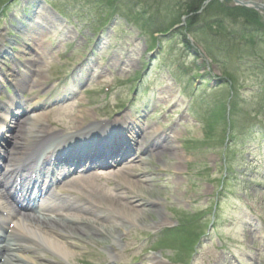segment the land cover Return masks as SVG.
Instances as JSON below:
<instances>
[{"label":"rangeland","instance_id":"obj_1","mask_svg":"<svg viewBox=\"0 0 264 264\" xmlns=\"http://www.w3.org/2000/svg\"><path fill=\"white\" fill-rule=\"evenodd\" d=\"M2 0H0L1 2ZM29 2H31L30 0H28ZM123 1V9L126 8L127 10H129V12L135 13L136 17L139 18V20H146L148 18H150L149 15H151L152 20L154 19L153 14L149 11L150 9L146 10L148 7H152V11H155L157 9H159V12L157 11V14H160L157 16V18H159L160 20L162 18H164L168 12L169 15L171 17H173L176 14L177 10H173L171 5L173 2L176 3H182V0H121V2ZM249 1H254V2H259V3H263L264 4V0H249ZM57 2L61 5H58L57 3L54 2H47L45 4L48 5V7H53L54 9V13H49L51 15H58L62 21L59 23L55 22V24H57V30H52L53 34H50L51 38H52V43L55 44V46L58 47L57 50V56L56 53H53L54 57L53 59L47 60L48 61V68L46 67V65L42 66L41 68H37L38 69V74L39 70L41 72V77L42 78H46L47 74H48V69L50 66H55L57 64V72L60 70H64L62 69V67H60L61 63H67L63 58H65L63 56L65 48L69 49L68 43L70 42V40H72V35L75 34V32L73 31V25L75 22V16H73L71 14V8H73L75 14H79L80 16H84L87 15L89 13L95 12V14L97 15V11L96 8H90L88 6H84L81 2H78V0H73L71 3H66V0H57ZM216 2L219 3L221 8L216 7H211V6H215ZM155 3V4H153ZM234 0H214L212 3H209L205 10L203 11V15L200 17L202 19L203 23H200L199 26V31L194 32L196 39L198 40L199 38L203 39L202 41H200L199 43L201 45L204 46V48L201 49L205 52V56L204 59L206 60V62L210 63V66L212 68V72L217 75L220 78V82L217 83V86L214 87V84L211 83V89L212 90H216V94L218 96H222L223 97V101H225V98L227 96H229V94L233 91H231L230 88H234V90L236 91L238 89V87H242V85H240L241 83V78L246 69V65L243 62H239L238 61V54L234 53L231 57H229L227 54L228 53H223L221 52L222 49H217L216 45H213L210 40H213L216 44L219 45L218 42H216V40L218 39V35L221 36L223 34H218V35H214V34H210L208 32H206V28L203 26V24L205 25V21H207L208 26L207 27H215L217 26V21H221V19L219 17H223V19H225V14L226 13H234L235 17H236V21L243 23L242 25H246V21L249 22V25L253 26L258 25V31L256 28L253 29L254 32V39L256 37H260L261 41H258V43L260 44V46H257L256 51H254L256 54H259V52H261L262 55V59H263V50H264V9H251L248 8V6H236L234 4ZM18 4V3H17ZM16 2L14 3L12 9L16 8ZM63 4V5H62ZM153 4V5H152ZM227 4L229 5H235V7H232L231 9H229L227 7ZM253 5V4H251ZM70 6V7H69ZM106 5L103 7H98L101 8V10L105 9ZM163 8H168V10H162ZM92 10V11H89ZM38 11H42L41 9H38ZM51 11V10H50ZM100 11V9H99ZM56 12V13H55ZM239 12L241 13H245L247 14L246 17H248L249 19H247L246 17H244L243 15H241ZM56 14V15H55ZM256 14V16H255ZM11 15V13L9 14ZM38 15V14H37ZM62 15V16H60ZM227 15V14H226ZM233 15V14H232ZM58 16H56L58 18ZM134 16V15H133ZM213 16L214 18H212V20H214V24H210V20L209 18ZM255 17V18H254ZM55 17H52V21L54 20ZM251 18H253V20L257 21H252L250 20ZM37 20V19H35ZM2 20H0L1 23ZM55 21V20H54ZM120 21H122L121 19L117 20L116 26H118V30L116 32H114L113 34H109V36L106 38L105 42L107 43L108 46L111 47V51L108 53L107 55V62L109 61H115L116 57L120 56L121 51L124 53L123 55H128L130 53V50L128 48H126L127 46L124 44V42H127L128 44H130V46L133 47V49H135V47H139L138 50L135 51L136 54H144L146 48L149 45L150 42V38L147 36H144L142 34H140L139 30L137 29L136 31L130 30L129 28H127V30H123L122 27H120L121 23H119ZM192 20H190V18L185 19L184 22V26L187 25V27L190 26ZM31 24H38V22H31ZM125 27L126 26V23ZM134 24V21H133ZM137 24V23H136ZM136 24H134V26H137ZM148 24V23H147ZM152 24L155 26L157 24V22H152ZM218 24L220 26H225V24L221 21L218 22ZM139 26L142 27H146L145 23H142L139 21ZM151 26V22H149V25ZM238 26H240L238 24ZM61 28V29H60ZM233 29V28H232ZM214 28L212 29H207V31H212L214 32ZM219 33H225V31L223 30V32H221L220 28L216 29ZM82 34L85 37H90L92 34V31L89 30V32L86 29H82ZM211 32V33H212ZM261 33V34H259ZM167 35H169L168 33H165ZM210 34V35H209ZM118 36V41L115 44V36ZM237 35V32H232L231 33V37ZM171 37V36H170ZM135 41V43H133ZM176 42V40H174ZM231 41V40H230ZM169 43H173L172 41ZM168 43V44H169ZM232 43V41H231ZM257 43V44H258ZM135 47H134V45ZM59 45V46H58ZM86 45V38H77L76 41V47L77 48H73L72 50H69V53H66L67 59L70 58V56H72L71 59H76V55H77V50L83 51V49L85 48ZM235 45L239 46V42H236ZM165 46H167V44H165ZM174 48V47H173ZM207 48V49H206ZM228 49V48H227ZM103 50V49H101ZM104 51V50H103ZM75 54V55H74ZM112 54H114L113 57ZM208 55L210 56V59L208 57ZM226 55V56H225ZM253 56V57H259V55H253V54H249V56ZM240 57H243V60H247L249 59V57L247 58V56L245 54H241L239 55ZM63 57V58H62ZM139 57V56H137ZM226 57V58H225ZM241 57V58H242ZM35 58V57H33ZM62 60H61V59ZM70 59V60H71ZM99 61V59H97ZM96 60V61H97ZM106 60V59H104ZM142 58L141 60H137V61H133L132 62V69L130 74H132L133 72H136L138 70H140L143 62ZM198 61V65L192 66L191 69H197L199 71L200 67H201V63L204 62L203 60H201V58L197 59ZM240 63V64H239ZM243 63V64H242ZM248 63V62H247ZM252 62H249V64ZM148 64L145 62V65ZM65 65V64H63ZM168 65H171L170 69H172L174 66L172 64V61L169 60V62H167L166 64H163L161 66H159L157 68V66H155L156 68L152 69V76H167V67ZM66 67V66H65ZM187 67V73L188 72V67L190 68L191 66H186ZM58 68H60L58 70ZM169 70V67H168ZM177 73H179L180 76L184 77V72L185 69L183 68V70H179L176 69ZM118 75L116 77V81H112L114 85L118 86V90L116 91V94L118 95V100L120 99V94H122V88H124L122 85H124L126 82H124V78L129 77L130 75L128 74L127 76H123L121 75V73L119 71ZM234 72V73H233ZM247 76V73H245ZM196 75V74H195ZM190 75H187V78ZM99 81H102V83H100ZM106 81H110L107 80V75L103 74L102 76H100V78H96L93 81H90L88 84H86L84 90H83V95L84 98H88L87 96H97L98 95V91L97 89L100 88V84L102 85L103 83H105ZM228 81H232V85L228 82ZM239 81V84H238ZM124 82V83H123ZM221 84V85H220ZM234 84V85H233ZM214 87V88H213ZM177 88V87H176ZM175 88V89H176ZM155 92V91H154ZM200 93V91L197 92V95ZM155 95H157V92L155 93ZM201 95H199L197 98L195 96L196 99H194L197 102V109H195V112L193 113V115L191 117H189L188 119L178 116L180 122H181V128L179 131V134L176 136V140H173V143L175 146H178V148H176L175 150L178 151V155L177 156H171L169 155V153H165L163 156H154V157H150L148 158V160L143 163V165H141L140 169L138 171H142V169H149L152 172H155L157 174H159V179H162V181H167L164 184L167 185V187H151L150 188V192L152 197H159V198H163L165 200H167V204H173V206L171 207H175V206H179V208L181 207V211H184L185 209H187L184 205L183 202L188 198H194L195 194L197 193L196 189H195V184L193 182V180H197L200 181V178H195L193 177L195 174H202L203 172V168L205 166V164H207L209 167H211V161L212 158L215 159V161H218L219 159V138L225 134V131H223V127H222V122L220 123L221 120H216L213 117V124H210L209 120L210 118H206V114L205 116H203L202 118L200 117L202 112H207L208 108L205 104L202 103ZM200 99L201 104L198 102ZM235 100H236V92H235ZM172 101L173 104L170 105L169 110L173 111L174 108H181L182 109V114L186 111V108L188 107V98H186L185 96H182L180 94H178V89L175 90V94L172 97ZM203 104V105H202ZM210 105H212V102H209ZM237 105H240V109H244L246 110L247 105L246 104H242V102L238 103ZM242 107V108H241ZM112 110V109H110ZM210 111H212L210 109ZM242 115V116H241ZM245 115V114H244ZM241 111H239V109H237V114L234 115V117L236 116V119L234 122H236L237 124L241 123V120H245L244 116ZM73 117H67V119H63V121H70L72 122ZM205 120L203 122H200V120ZM187 123V124H186ZM186 124V125H185ZM173 137V136H172ZM250 153V154H249ZM233 159L237 161V166L238 168L244 169L247 165L249 164L250 166H254L255 167V160L253 158V155H251V152H248L247 150L244 151L243 154H236L235 156H233ZM214 161V162H215ZM156 167H160L163 168L162 170H157ZM206 167V166H205ZM255 171V169L252 168V171L250 173H247L246 176L250 177L252 175V172ZM208 173L209 171L204 170V173ZM181 173L184 174L183 176H181ZM237 174H240V172H238ZM153 177V175H152ZM193 178V179H192ZM187 179H191L187 181ZM193 182V183H192ZM186 185V186H185ZM149 187V186H148ZM196 188H198V185H196ZM256 190H251L249 189V193L252 195V197L259 203V205H261V207L263 206V210H264V189L262 187H253ZM186 189V193H183V190ZM209 193L211 194L212 188H209ZM236 190H240V191H244V189L242 187H238L236 188ZM147 195H149L148 193H145ZM168 210H172L175 215H181L180 212H178V209H176L177 207L173 208V209H169V207H167ZM167 211V210H166ZM155 213V211H153ZM149 213L148 216L149 217H145V220H151L153 218L156 217V213ZM130 232H133V227L130 228L129 230ZM139 232V231H138ZM88 249L90 250L91 247H88ZM88 260H90V264L95 263L93 258H87Z\"/></svg>","mask_w":264,"mask_h":264},{"label":"bare ground","instance_id":"obj_2","mask_svg":"<svg viewBox=\"0 0 264 264\" xmlns=\"http://www.w3.org/2000/svg\"><path fill=\"white\" fill-rule=\"evenodd\" d=\"M237 2L240 3L241 5H246V6H248V8H251V9H260V8L264 9L263 3L249 1V0H238ZM251 4H253L252 6H254V7H251ZM32 11H33V8H30V12H32ZM27 21H31V20L27 19ZM57 22L60 23L61 20L57 19ZM53 26H54V22L51 21L49 16L41 17L40 28L31 27L30 23H28L27 27H25V28H22L21 23H18V22L15 23L14 25L10 24L9 28L11 30H13V32H14V35L12 36V38L11 39H9V38L4 39L0 35V39H1V41H0V62H1V59H3L6 56V54H11L12 47L19 40L20 41L30 40V41H32L31 46L37 45V44H42L43 47L46 46L43 44L45 41V36L47 34V31L50 28H52ZM7 30H8V27L2 29V32H6ZM4 42H7V45H5ZM25 44L27 45V43H25ZM15 47H16L17 53H22V52H24L25 48H28V46L24 47V45H22V44H20V45L18 44V46H15ZM161 94L166 95V92L164 91ZM172 97L173 96H171V98ZM163 98H165V96ZM234 108L235 107L232 106L229 109V112L232 111ZM80 114H81V111H80ZM81 117H82V120H84V115H82ZM36 118H39V116L35 115V116L29 117L27 120L23 121L24 123L22 126L19 127V130L20 131L21 130L26 131L27 129H29L34 124L33 122L35 121ZM120 123L121 124H127L126 122H121V121H120ZM78 124L81 125L82 123H78ZM138 131H139V129H138ZM151 137H152V135L150 133L144 131V139L146 140V142H149L150 141L149 139ZM24 140H26V139H24ZM165 140L166 139L164 137H158V140L154 141L157 145V148L160 150L159 152H157V154H162L164 151L169 152V150L174 148V151L171 153L169 152V155L177 156L178 151L175 150L176 146H172L169 142H167ZM152 146H154V145H152ZM96 152H99L98 149L96 150ZM139 160L142 161V159H139ZM130 175H132V174H130ZM124 178H125L126 182L130 185V188L125 187L126 189L133 190L134 188H136L137 192L148 193L149 196H151L150 189H148L147 187L144 186V183L147 182L148 178H149L146 173L141 174L139 176V178L136 180V182L135 181H128L129 176L124 177ZM120 197H122L123 200H129L130 199V193L128 192V190H126V192H124ZM136 199H139V198L136 197ZM150 201H153V200H150ZM128 202L131 204V201H128ZM149 203L150 202L147 203V206H149ZM154 204L157 205V202L154 201ZM119 209L124 211V212H127L128 215L131 218H133V220H135L137 222H140L143 219V217H145V215L149 213V209L146 206H144L141 199L134 202L133 205L127 204L126 207L121 206V207H119ZM154 209H151V212L155 211L156 215L160 216L161 211L158 209H155V210ZM69 219H70V221L68 223H66V225L62 221H60V222H58L57 225L52 226V227H57L56 233L53 231L52 227H51V229H47L46 232L44 233V235H43V233H41L43 240H44V244L50 249V251L56 255H60L67 262L69 259L73 258V254L69 250V247L77 248L79 245L73 244V246L68 247L64 244L63 238L67 235L68 236L73 235V232L75 230L78 232H82L85 235L87 233V231L83 227L77 225L78 222L84 221V219L79 218V217H71ZM91 222H92L91 225L94 226L96 228V230L104 237L106 236L107 232H110L111 234L116 233V232L119 233V231L121 232V230L126 226V224L123 221L115 222L112 226H108L105 228L103 226L104 222H98L96 220V218H93ZM74 224H75V226L72 227L71 225H74ZM34 231H35V229L32 228V226H30V224L25 221V222L20 224L19 230L15 234H16L17 240L22 245L28 247V245H26L28 240L34 239L36 237L34 234ZM77 240H81V239L78 238ZM4 264H12V263L10 261H6Z\"/></svg>","mask_w":264,"mask_h":264},{"label":"trees","instance_id":"obj_3","mask_svg":"<svg viewBox=\"0 0 264 264\" xmlns=\"http://www.w3.org/2000/svg\"><path fill=\"white\" fill-rule=\"evenodd\" d=\"M195 8H196V5H189L185 12L193 11Z\"/></svg>","mask_w":264,"mask_h":264}]
</instances>
